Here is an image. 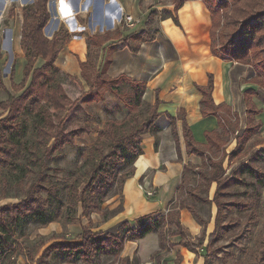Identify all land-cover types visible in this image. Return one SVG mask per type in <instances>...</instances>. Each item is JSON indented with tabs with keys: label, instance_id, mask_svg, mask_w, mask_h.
<instances>
[{
	"label": "trees",
	"instance_id": "obj_1",
	"mask_svg": "<svg viewBox=\"0 0 264 264\" xmlns=\"http://www.w3.org/2000/svg\"><path fill=\"white\" fill-rule=\"evenodd\" d=\"M186 1L188 0H173V10H164L163 18H171L174 24L178 25L176 13ZM199 1L206 6L211 18L210 52L212 56L251 67L255 75L247 83L258 85L264 90V0H218L222 7L217 4L213 9L209 6V0ZM47 3L48 0H35L33 4L21 10L20 43L25 55V64L22 68V81L17 85L14 84L15 91L19 94L14 97L10 95L7 101L0 103V111L6 113L4 117L0 116V175L12 166L14 160L25 156L27 152L35 158L31 162L36 165L38 152L44 150L47 154L60 153L65 147L74 146L76 140L91 134L87 126L67 133L62 130L64 124L62 115L74 104V101L55 80L57 69L54 64L63 45L68 41H63L57 34H54L51 39L45 37L43 31L50 18ZM109 38L110 36L106 35L101 41L96 36L90 39L99 48ZM129 40L144 42L151 41L152 38H143V33H139L132 34ZM126 43L122 41L121 45L125 47ZM38 61H41L39 66L36 65ZM106 62L101 67L97 66L95 59L89 56L86 62L78 63L80 77L90 86L82 103L85 105L100 103L104 100V94L107 91L115 93L120 98L128 113L121 120L107 118L102 129L98 131L95 145L87 149L86 159L90 161V169L85 180L80 187L74 181L66 188V201L69 207L79 205L81 217L84 216L86 219H90L93 214H98L106 220L122 212V187L124 181L133 175L134 162L141 154V135L145 133L154 135L155 145L158 141L154 125L158 116V100L150 106L147 118L140 123L136 117V110L142 102L144 83L136 82L125 76L110 78L106 74ZM66 78L74 82L78 81V77L75 76L67 75ZM212 83L213 77L208 75L207 87H197V89L202 94V115L216 117L218 128L205 132L206 142L198 144L194 141L190 128L182 119L186 152L198 157L201 164L192 169L189 165L184 167L177 188L175 205H170L165 215H148L136 219L135 228H132L129 222H124L120 225L116 235L92 234L90 230L83 229L81 236L84 238L81 243L54 242L43 250L36 264H47V258L53 253L62 254L68 260L82 261L85 264H98L102 257L117 259L120 264H135L133 260L129 261L127 258L119 259L124 244L143 239L151 233L158 234L160 249L166 246L172 247L173 244L168 243L167 238L183 237V228L178 221V211L186 209L194 215L200 225L203 227L206 225V222L195 211L194 205L185 204L183 195L195 197L203 204L214 203L217 208L215 230L205 247L206 256L211 252L213 244L219 240L223 218L222 209H224V199L228 195L227 187L230 182L234 181L232 178H227L223 163L225 159L228 163H233L245 157L248 153V150L244 149L246 142L260 128V124L254 120L259 110L252 101L257 94L254 90H245L243 101L247 125L242 135L235 137L236 147L227 153L226 146L238 128V120L229 107L214 105L211 98ZM123 84H127L130 90L120 93L119 86ZM168 119L172 139L178 147L176 119L173 117H168ZM29 125L34 131V144L31 148H26V143L19 142L16 138L23 137ZM256 144H260V141ZM105 148L108 149V153L104 155ZM261 154H264V150L258 151L254 156H248L247 164L241 165V170L252 178L260 177L252 164L254 159ZM125 166H131V168L121 175L119 172ZM188 171H192L197 179L195 187L190 185L185 175ZM213 183L216 184V190L212 201H209L207 195ZM114 190L119 194L118 205L111 210L107 207L102 208L108 197L107 194ZM43 192H48L44 186H32V193L24 199L0 207V264H16L14 256L22 252V247L14 242V232L20 220H31L42 228L53 222L46 215L49 199L41 194ZM199 192L204 196H197ZM252 195L253 197L248 201L238 204L240 211L249 209L253 213L258 209L260 189L254 187ZM61 215L62 213H57L55 220L61 219ZM65 219L74 224L78 218L66 217ZM202 242L203 238H199L197 244L188 245L195 251L202 247ZM184 244L186 243L182 240L179 243V245ZM258 247L256 264H264V235L260 237ZM217 251L218 249L213 252L217 253Z\"/></svg>",
	"mask_w": 264,
	"mask_h": 264
},
{
	"label": "crops",
	"instance_id": "obj_2",
	"mask_svg": "<svg viewBox=\"0 0 264 264\" xmlns=\"http://www.w3.org/2000/svg\"><path fill=\"white\" fill-rule=\"evenodd\" d=\"M14 1L15 3L18 2L22 9L25 7L23 4H33L35 0L32 2H28V0L5 1L4 8L0 11V30L3 38H5L3 35L5 33L7 40L4 41L3 47H0L1 54H4V51L12 52V55L14 51L22 53L20 43L22 19L18 17L20 19L12 23V18H6V13L8 9H11ZM70 1L72 2L70 4L64 2L63 8L68 9L74 4L81 12L86 9V4L78 7L81 0ZM141 3V0H90V4L93 6L91 22L100 26L106 24L111 29L105 33H113V36L107 34L110 38L98 48L99 62L102 59L107 61L106 74L112 79L125 76L136 82L144 83L143 101L150 105H153L155 100L159 102L157 106L158 116L154 121L158 137L157 144L155 145L154 135L149 133L142 135L141 154L134 162L133 175L124 181L122 187L123 210L106 220L102 217L100 219L98 214H93L91 216L93 222L95 223L94 219L99 221L94 227L93 233L116 235L120 225L124 222H129L130 226L135 228L134 221L136 219L148 215H165L170 205H175L177 188L184 167L186 165L192 167V165H198L200 162L198 157L186 152L182 119L190 128L191 135L198 144L206 142L205 132H211L218 128L216 117H204L201 112L202 94L197 87H207L208 75L213 77L211 98L214 105L229 107L231 113L236 114L238 120V128L226 146L227 153L236 147L235 137L242 135L247 125L243 93L248 89L256 92L258 86L245 82L246 89L241 91L245 119V127L241 129L239 114L231 107L233 102L225 87L228 83L226 81L227 64L235 63L212 56L210 52L211 18L206 6L199 0L183 2L176 13L178 25H175L171 18L163 19L160 23V29L151 41L133 42L134 45L132 46L128 35L123 34L122 29L125 27L118 25L116 18L120 16V9L126 15L139 18ZM67 6L70 7L67 8ZM171 9L173 10V5ZM53 35L54 32H50L45 37L51 39ZM122 41H126L127 46L123 47ZM90 50L87 48V41L84 38L71 40L62 47L54 65L71 76L80 77L78 63L87 61L90 53L92 54ZM5 95L4 90H0V103L6 101L4 100ZM256 97L257 95L252 101L259 110L254 117L255 122L260 124L259 132L262 123L257 120V117L262 114V109L257 107L254 101ZM168 117L176 119L175 129L178 147L172 139ZM258 132L252 137L256 136ZM259 141H255L251 147L247 148L248 153L254 146L264 144V140L260 141V144H256ZM230 144H233V148L228 152L227 147ZM246 156L248 157L247 153ZM225 163L231 165L234 162L228 163L225 159L223 166ZM224 169L226 171L225 167ZM139 186L143 190H153L155 193L152 198L146 197ZM215 190L216 184L213 183L207 195L209 201H212ZM118 203V201L111 199L106 207L111 210ZM216 214L217 208L214 203H211L210 216L203 227L196 221L194 215L188 210L182 209L178 211V221L183 228V237L167 238V242L173 244L172 247L166 246L164 249H160L158 234L151 233L143 239L126 242L119 259L127 258L129 261L133 260L135 264H208L210 253L206 256L205 247L215 230ZM199 238H203L202 247L194 251L188 244H197ZM181 240L186 244L179 245Z\"/></svg>",
	"mask_w": 264,
	"mask_h": 264
},
{
	"label": "rangeland",
	"instance_id": "obj_3",
	"mask_svg": "<svg viewBox=\"0 0 264 264\" xmlns=\"http://www.w3.org/2000/svg\"><path fill=\"white\" fill-rule=\"evenodd\" d=\"M64 2L72 3L70 0H48L47 11L50 18L43 33L48 36L50 32H54L60 39L68 42L76 38H84L87 41V48L91 49L90 51L92 52V55L90 53L89 56L93 57L96 65L101 67L106 60L103 61L102 59L99 62L98 48L90 38L96 36L101 41L104 40L107 34L113 36V33H105L111 28H108L106 24L100 26L91 22L93 6L90 4V0L79 1L78 7L86 4V9L82 10V12L74 4L73 6L70 5L71 7L67 6V8L70 7L68 9L63 8ZM141 2L138 13L139 24L132 29L125 28L122 31L128 37L132 34L143 33V38L153 39L160 29L161 21L164 19L163 11L172 10L173 0H141ZM12 3L11 9H8L6 13V18H12V23H15L20 19L18 17L22 19V9L19 7L18 2L15 3L14 1ZM208 3L211 9L217 4L221 6L218 0H209ZM23 5L28 6L31 4L25 3ZM69 14L73 16L69 17ZM3 35L6 39L3 38L0 30V47H3L4 41L7 40L5 33ZM68 42L65 44H68ZM130 44L134 45L132 41ZM24 64L25 55L23 52L16 53L14 51L13 55L12 52L8 53L6 51H4V54L0 53V90H4L6 93L4 100L7 101L10 95L14 97L19 94L15 91L14 84L17 85L22 81ZM40 64L41 61H38L36 65L39 66ZM227 65L226 81L229 84L227 83L225 87L233 102L231 107L239 114L240 127L243 129L245 127V119L241 91L246 89L245 82L249 78H253L255 73L251 67L246 65L236 63ZM56 69L55 80L74 101V104L62 115L64 118L62 130L67 133L79 127L87 126L91 130V134L76 140L74 146L65 147L60 153L47 154L44 150L38 152L36 154L38 161L36 165L32 163L35 158L27 152L25 156L14 160L12 166L0 175V207L14 204L24 199L28 194L32 193V186L41 185L48 190V192L41 194L49 199L46 215L53 222L43 226V228L38 223L27 219L18 222L14 232V242L22 247V252L14 256L16 264H36L43 250L54 242L81 243L84 238V236L83 238L81 236L83 229L90 230L92 234H95L93 233L94 227L99 221L94 219V223L91 217L90 219H86L84 216L81 217L79 205H74L72 208L69 207L66 201V188L69 183L74 181L80 187L85 180L90 169V161L86 159L87 149L89 146L95 145L98 131L102 129L107 118L121 120L128 113L123 107L120 98L115 93L107 91L102 102L85 105L82 103V99L89 92L90 86L81 77H78V81L74 82L66 78L69 75L66 71L59 67H56ZM119 87L120 93L130 90L127 84ZM256 92L257 97L254 101L257 107L262 109V114L257 117V120L261 121L262 127L256 136L249 139L245 149L251 147L255 141L264 140V90L257 86ZM140 103L141 105L136 110V117L141 123L147 118L151 105L143 101V98ZM5 115V112L0 111L1 117ZM16 139L19 142L26 143V148H31L34 144L32 126L29 125L23 137H17ZM232 148L233 144H230L227 147V151L229 152ZM260 150H264V144L254 146L247 154L249 157L254 156ZM107 153L108 149L105 148L103 154ZM127 157L129 158V155ZM247 159L248 157L245 156V158L239 159L231 165L224 164L227 178H232L234 181L230 182L227 187L228 195L224 199L219 240L213 244L208 264H256V256L259 253L258 242L260 237L264 235V154L256 157L252 164L255 172L260 174L259 178H252L248 173L241 170V165L247 164ZM200 164L201 162L198 165H192L190 168L198 167ZM130 168L131 166H125L119 173L124 175ZM185 175L189 179L190 185L195 187L197 179L192 171H188ZM254 187L259 188L261 194L258 209L253 213L249 209L240 211L238 204L246 202L253 197L252 189ZM107 196L102 208L106 207L111 199L119 202V194L116 190L109 192ZM197 196H204V194L199 192ZM183 198L185 204L194 205L195 211L204 221L208 220L211 204H203L192 196L183 195ZM57 213H62L59 220H55ZM99 216L101 219L102 216ZM66 217L78 219L76 223L72 224L65 219ZM217 249V253H214L213 251ZM47 264L85 263L72 261V259L68 260L62 254L53 253L47 258ZM98 264H120V262L117 259L102 257Z\"/></svg>",
	"mask_w": 264,
	"mask_h": 264
},
{
	"label": "built area",
	"instance_id": "obj_4",
	"mask_svg": "<svg viewBox=\"0 0 264 264\" xmlns=\"http://www.w3.org/2000/svg\"><path fill=\"white\" fill-rule=\"evenodd\" d=\"M31 2H32V0H31ZM120 12H121L120 16L118 18H116V23L118 25H122L127 29H132L139 24V22H140L139 18H134L133 16L124 14L122 12V9H120ZM71 14H73V13H71ZM71 14H69V17L73 16ZM139 188L142 189L141 186H139ZM143 192H144V195L148 198H150V197L152 198V196L155 193L153 190H147V189H144Z\"/></svg>",
	"mask_w": 264,
	"mask_h": 264
},
{
	"label": "water",
	"instance_id": "obj_5",
	"mask_svg": "<svg viewBox=\"0 0 264 264\" xmlns=\"http://www.w3.org/2000/svg\"><path fill=\"white\" fill-rule=\"evenodd\" d=\"M6 0H2L0 3V11H2V9L4 8V4H5Z\"/></svg>",
	"mask_w": 264,
	"mask_h": 264
},
{
	"label": "bare ground",
	"instance_id": "obj_6",
	"mask_svg": "<svg viewBox=\"0 0 264 264\" xmlns=\"http://www.w3.org/2000/svg\"><path fill=\"white\" fill-rule=\"evenodd\" d=\"M31 1V0H30ZM11 36V35H10Z\"/></svg>",
	"mask_w": 264,
	"mask_h": 264
}]
</instances>
